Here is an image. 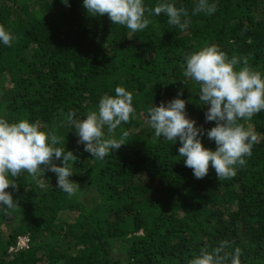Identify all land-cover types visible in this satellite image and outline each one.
<instances>
[{"label":"trees","instance_id":"trees-1","mask_svg":"<svg viewBox=\"0 0 264 264\" xmlns=\"http://www.w3.org/2000/svg\"><path fill=\"white\" fill-rule=\"evenodd\" d=\"M161 2L185 9L189 26L170 25L162 13L132 32L88 14L82 0H0V25L14 37L0 44V117L55 133L56 146L77 157L70 179L78 184L69 196L47 169L9 177L16 187L5 191L17 205L0 208V264H189L221 241L240 249L241 264H264V111L240 121L256 141L228 179L211 167L195 178L178 138L154 140L146 123L152 104L182 90L187 116L204 130L215 125L198 85L183 76L185 56L216 45L264 73V0H211L209 16L192 14L197 0H145L148 8ZM117 86L133 92L135 112L116 130L127 143L99 160L77 143L65 115L84 118ZM202 143L215 150L206 136ZM20 237L28 244L18 248Z\"/></svg>","mask_w":264,"mask_h":264},{"label":"clouds","instance_id":"clouds-1","mask_svg":"<svg viewBox=\"0 0 264 264\" xmlns=\"http://www.w3.org/2000/svg\"><path fill=\"white\" fill-rule=\"evenodd\" d=\"M82 2L88 14H107L113 25L124 26L132 32L145 30L151 23L148 16L162 13L170 25L186 28L190 24L185 9L171 2H161L153 8H148L145 0ZM215 11V3L211 0H197L192 14L209 16ZM13 39L12 33L0 25V44L11 46ZM183 76L198 85L199 101L208 106L205 120L215 125L207 130L198 127L196 121L187 116L180 90L173 99L162 101L159 106L152 104L147 109L146 123L154 131L153 138L174 143L178 138L179 157L192 169L195 178H204L210 167L218 179L231 178L236 175L237 166L245 165V157L252 155L256 136L240 121L264 111V73L249 67L247 58L229 57L218 46L207 45L185 56ZM133 99V92L117 86L113 95H103L96 110L89 111L84 118H78L76 112L69 110L65 123L75 131L77 143L83 144L84 151L104 160L127 143L128 133L122 130L117 137L116 130L135 112ZM205 136L215 142V150L203 145L202 137ZM58 143L55 133L42 130L38 121L9 122L0 117V208L12 209L17 205L12 193L5 190L16 187L9 177L15 178L22 171L36 178L44 175L47 169L56 176V188L69 196L77 191L78 184L70 179L77 157L64 146L57 147ZM55 160H59L60 165L54 163ZM27 244V237L19 238L18 248ZM228 247V241H221L211 250L202 247L189 264H241L240 249L229 252Z\"/></svg>","mask_w":264,"mask_h":264}]
</instances>
